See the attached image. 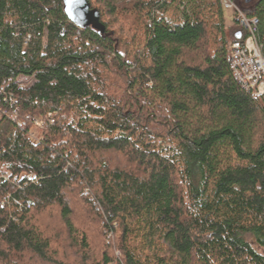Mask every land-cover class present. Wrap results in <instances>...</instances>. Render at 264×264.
Returning a JSON list of instances; mask_svg holds the SVG:
<instances>
[{"label": "trees", "instance_id": "obj_1", "mask_svg": "<svg viewBox=\"0 0 264 264\" xmlns=\"http://www.w3.org/2000/svg\"><path fill=\"white\" fill-rule=\"evenodd\" d=\"M87 1L103 31L0 0V264H264V103L221 0ZM232 1L264 54V0Z\"/></svg>", "mask_w": 264, "mask_h": 264}, {"label": "built area", "instance_id": "obj_2", "mask_svg": "<svg viewBox=\"0 0 264 264\" xmlns=\"http://www.w3.org/2000/svg\"><path fill=\"white\" fill-rule=\"evenodd\" d=\"M221 4L225 10L234 11L241 34L228 45L232 75L244 90L264 103V54L256 36L259 21L256 17H248L232 0H221ZM53 122L51 119L50 123Z\"/></svg>", "mask_w": 264, "mask_h": 264}, {"label": "water", "instance_id": "obj_3", "mask_svg": "<svg viewBox=\"0 0 264 264\" xmlns=\"http://www.w3.org/2000/svg\"><path fill=\"white\" fill-rule=\"evenodd\" d=\"M64 10L69 20L81 28L93 27L103 31L100 24V16L96 10H92L87 0H63ZM241 34H237L240 38Z\"/></svg>", "mask_w": 264, "mask_h": 264}, {"label": "rangeland", "instance_id": "obj_4", "mask_svg": "<svg viewBox=\"0 0 264 264\" xmlns=\"http://www.w3.org/2000/svg\"><path fill=\"white\" fill-rule=\"evenodd\" d=\"M224 16H225V26H226V29L228 31V37H229L228 45H229V43L232 41V37L230 36V33L229 32H230V29H232L231 27H233L234 24H235V13H234L233 10H225L224 9ZM34 82H35V80L32 77L31 78H28V77H20L18 79V83H19V85H20L21 88L30 87ZM44 117L38 118V120H36L34 122V125H35L33 127V130L34 131L39 132L40 130L43 129V127L46 126L47 121H46V119H43ZM120 226H121V220L120 219H116L112 223V227L114 228L113 230L109 231L107 228H105L104 234H106V242L108 244H115V242L118 239L121 238V229H120L121 227Z\"/></svg>", "mask_w": 264, "mask_h": 264}, {"label": "flooded vegetation", "instance_id": "obj_5", "mask_svg": "<svg viewBox=\"0 0 264 264\" xmlns=\"http://www.w3.org/2000/svg\"><path fill=\"white\" fill-rule=\"evenodd\" d=\"M242 1L245 3V5H253L259 0H242Z\"/></svg>", "mask_w": 264, "mask_h": 264}]
</instances>
